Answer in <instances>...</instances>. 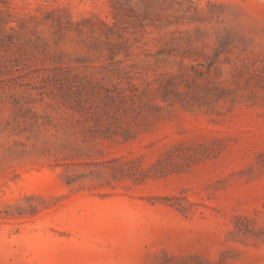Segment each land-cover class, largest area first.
<instances>
[{
    "label": "rangeland",
    "instance_id": "rangeland-1",
    "mask_svg": "<svg viewBox=\"0 0 264 264\" xmlns=\"http://www.w3.org/2000/svg\"><path fill=\"white\" fill-rule=\"evenodd\" d=\"M0 264H264V0H0Z\"/></svg>",
    "mask_w": 264,
    "mask_h": 264
}]
</instances>
